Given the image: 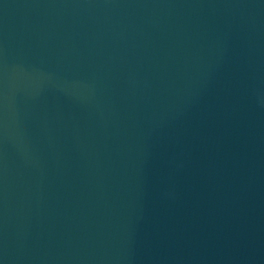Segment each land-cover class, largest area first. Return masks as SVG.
<instances>
[{
    "label": "water",
    "instance_id": "95a60500",
    "mask_svg": "<svg viewBox=\"0 0 264 264\" xmlns=\"http://www.w3.org/2000/svg\"><path fill=\"white\" fill-rule=\"evenodd\" d=\"M0 264H264V0H0Z\"/></svg>",
    "mask_w": 264,
    "mask_h": 264
}]
</instances>
